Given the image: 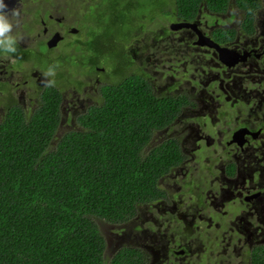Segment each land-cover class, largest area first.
<instances>
[{
    "label": "flooded vegetation",
    "instance_id": "flooded-vegetation-1",
    "mask_svg": "<svg viewBox=\"0 0 264 264\" xmlns=\"http://www.w3.org/2000/svg\"><path fill=\"white\" fill-rule=\"evenodd\" d=\"M127 1L5 0L20 10L23 40L13 57L0 54V123L28 121L58 90L55 135L79 129L103 85L143 79L170 108L143 152L167 146L170 164L121 242L142 249L144 264H264V0H135L125 69L106 75L79 47L105 28L121 47ZM57 61L56 86L44 87Z\"/></svg>",
    "mask_w": 264,
    "mask_h": 264
},
{
    "label": "trees",
    "instance_id": "trees-1",
    "mask_svg": "<svg viewBox=\"0 0 264 264\" xmlns=\"http://www.w3.org/2000/svg\"><path fill=\"white\" fill-rule=\"evenodd\" d=\"M134 1L121 8V47L110 42L118 32L106 28L79 47L120 73L138 16ZM47 93L28 121L0 123V264H144L142 249L114 234L130 233L124 224L156 197L170 164L167 146L163 154L143 149L151 128L167 122L169 106L146 81L127 77L101 87L100 103L79 116V129L55 135L59 92Z\"/></svg>",
    "mask_w": 264,
    "mask_h": 264
},
{
    "label": "clouds",
    "instance_id": "clouds-1",
    "mask_svg": "<svg viewBox=\"0 0 264 264\" xmlns=\"http://www.w3.org/2000/svg\"><path fill=\"white\" fill-rule=\"evenodd\" d=\"M20 10L18 7L9 8L5 0H0V54L6 57H13L18 51V45L23 37L17 33ZM60 67L59 62L48 66L42 73L41 83L44 87L52 88L56 86L54 79L56 69Z\"/></svg>",
    "mask_w": 264,
    "mask_h": 264
},
{
    "label": "rangeland",
    "instance_id": "rangeland-1",
    "mask_svg": "<svg viewBox=\"0 0 264 264\" xmlns=\"http://www.w3.org/2000/svg\"><path fill=\"white\" fill-rule=\"evenodd\" d=\"M76 61H78L76 58H74ZM68 63H70L71 65L75 66L77 65L76 63H74L72 60L71 61H67ZM85 62V61H84ZM101 66H104L106 68V75L108 74V70H109V67H108V64L106 63V60L102 61L100 63ZM68 66V65H66ZM120 79H115V78H112L111 81H119ZM97 90L94 89V85L92 87H90V85L85 89V95L86 96H89V95H92V97L96 98L97 97ZM121 232L119 233V236L117 237L116 234H114V237L117 239V242H121ZM115 245V244H113Z\"/></svg>",
    "mask_w": 264,
    "mask_h": 264
},
{
    "label": "water",
    "instance_id": "water-1",
    "mask_svg": "<svg viewBox=\"0 0 264 264\" xmlns=\"http://www.w3.org/2000/svg\"><path fill=\"white\" fill-rule=\"evenodd\" d=\"M56 36H58V35H55V37L52 38V39L48 42V46H52V45L56 44V42L60 39V37H59V39H58V37H56Z\"/></svg>",
    "mask_w": 264,
    "mask_h": 264
}]
</instances>
